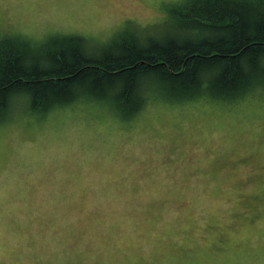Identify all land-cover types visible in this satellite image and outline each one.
I'll list each match as a JSON object with an SVG mask.
<instances>
[{
	"label": "rangeland",
	"instance_id": "374dc122",
	"mask_svg": "<svg viewBox=\"0 0 264 264\" xmlns=\"http://www.w3.org/2000/svg\"><path fill=\"white\" fill-rule=\"evenodd\" d=\"M41 2L70 0H0V39L22 38L23 5ZM144 3L123 10L142 26H170V5ZM57 108L41 115L30 106L25 118L14 101L0 121V264H264L258 113L209 99L196 115L150 130L112 117L98 125L114 146L101 154L41 132Z\"/></svg>",
	"mask_w": 264,
	"mask_h": 264
},
{
	"label": "clouds",
	"instance_id": "9594fccd",
	"mask_svg": "<svg viewBox=\"0 0 264 264\" xmlns=\"http://www.w3.org/2000/svg\"><path fill=\"white\" fill-rule=\"evenodd\" d=\"M163 5H170L174 15L182 10L176 0H162ZM135 0H70V2L31 3L23 5L25 11L18 17L16 24L26 46L27 55L23 61L37 59V48L42 55L43 63H27L30 67L48 70L55 63L56 56L64 55L65 49L79 54V58L90 63L105 64L111 54L120 51V44L131 41L137 51L145 46L159 43L151 35L144 40L142 36L151 32L171 31L165 23L140 25L134 13L123 9L133 8ZM144 7H155L145 0ZM105 16L116 20L110 27L104 24ZM60 18H70L78 27L65 30ZM26 64V63H25ZM248 67L241 65L244 78L235 90L220 94L212 79L200 77L195 79L185 91L173 88L169 75L155 68H144L134 72L130 78L123 73L106 79L101 90L89 86L94 78L85 77L70 84L67 93L57 99L59 107L55 110V119L45 121L41 132L47 134L50 128L67 139L79 138V142L91 143L101 154L113 149L105 136H98L97 129L101 122L112 117L125 120L128 117L139 118L142 127L150 130L158 122L168 121L173 117L193 116L201 112L209 99L232 106L247 105L258 113L264 122V64L259 57L248 61ZM214 67V66H213ZM15 101L16 112L28 118L27 109L35 103L36 96L32 90L19 88L11 90L5 97ZM49 105L39 106L41 115H46ZM6 111H0V121L7 118ZM127 150L128 145H125Z\"/></svg>",
	"mask_w": 264,
	"mask_h": 264
},
{
	"label": "trees",
	"instance_id": "16d2710c",
	"mask_svg": "<svg viewBox=\"0 0 264 264\" xmlns=\"http://www.w3.org/2000/svg\"><path fill=\"white\" fill-rule=\"evenodd\" d=\"M177 6L180 15H174L172 8L168 11L171 31L142 36L144 40L151 35L159 43L143 51L131 41L122 43L105 64L82 60L66 48L68 61L58 54L48 70L30 67L27 63L44 62L38 48L37 59L23 61L28 53L22 38L0 39V111L7 112L14 102L9 99L5 107L11 90H32L36 101L31 109L41 113L39 106L48 104L50 112L59 107L57 99L74 81L94 78L89 86L99 91L106 79L121 73L131 78L135 71L149 67L168 74L176 90H187L199 75L214 80L218 92L227 94L243 80L242 64L247 68L248 61L257 57L264 64V0H187Z\"/></svg>",
	"mask_w": 264,
	"mask_h": 264
}]
</instances>
